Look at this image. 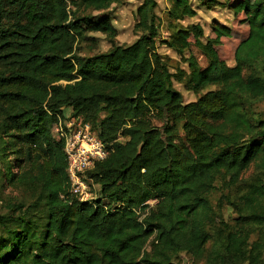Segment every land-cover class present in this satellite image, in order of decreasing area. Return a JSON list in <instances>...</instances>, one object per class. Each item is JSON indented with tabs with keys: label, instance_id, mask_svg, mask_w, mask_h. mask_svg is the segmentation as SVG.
Instances as JSON below:
<instances>
[{
	"label": "trees",
	"instance_id": "1",
	"mask_svg": "<svg viewBox=\"0 0 264 264\" xmlns=\"http://www.w3.org/2000/svg\"><path fill=\"white\" fill-rule=\"evenodd\" d=\"M119 1L0 0V197L6 185L34 196L0 212V264H173L181 253L202 257L209 239L205 264H264V121L247 108L264 98V0L235 6L250 31L234 65L216 48L228 26L205 41L202 25L182 23L197 14L192 0H168L163 43L181 55L195 45L208 61L175 71L158 52L157 0L138 6L146 30L136 40L80 53L89 32L117 35L110 17L80 7ZM175 81L201 95L185 102ZM66 108L110 149L86 171L98 185L96 205L70 193L54 131ZM253 162L255 174L242 178ZM225 174L233 221L209 199ZM200 208L220 218L210 232L191 223Z\"/></svg>",
	"mask_w": 264,
	"mask_h": 264
},
{
	"label": "rangeland",
	"instance_id": "2",
	"mask_svg": "<svg viewBox=\"0 0 264 264\" xmlns=\"http://www.w3.org/2000/svg\"><path fill=\"white\" fill-rule=\"evenodd\" d=\"M67 1L70 3L72 0ZM142 1L143 0H121L100 10L94 9L93 7L81 6L79 9L80 14L90 15L95 18L102 16L110 17L117 29V35L112 37L103 32H89L88 35L93 38H89L87 41L80 44V53L90 55L109 50L116 44H129L136 40L146 30L139 22V16L137 15V8ZM157 1L158 5L155 12L158 16V24H160L161 36V39L158 40V52L166 58L172 71H175L176 67L189 69L192 63H197L201 68H204L208 63L207 58L195 45H192L181 55L163 43V40L167 39L170 35L168 27V10L170 3L168 0ZM239 1L241 0H192V3L197 10V14L193 17H186L182 20L183 24L199 23L202 25L204 28L203 40L205 41L208 38L216 37V32L214 30L215 26L220 24L228 26L230 28V35L222 36L220 43L216 48L220 57L229 65H234L236 63V47L248 36L250 31L246 14L243 11L236 12L235 6ZM2 68L3 65L0 64V69ZM244 73L247 75L249 73V68H245ZM175 86L183 93L185 102L195 101L201 95L186 89L183 84L178 81H175ZM205 91H202L201 93H204ZM247 108L254 119L264 121V98L254 100L247 106ZM154 121L156 124H161V121L157 118H155ZM182 134L183 131H181V135ZM120 139L124 138L120 137ZM8 157L13 159L15 155L8 154ZM256 170V162H253L241 176L242 178L249 179L255 174ZM229 179L230 177L227 174L222 175L217 179L216 186L213 191H211L209 199L213 211L216 213L221 212L226 220L233 221V218L237 216V212L234 207L228 203L229 198H227V196L234 194L235 188L229 186ZM91 187L95 191L98 185L93 184ZM1 195L0 212L7 211L9 205L12 207L18 205L22 201H27L29 203L34 197L31 190L27 189L25 186L17 187L13 185H6ZM147 214V211L142 214L141 219L144 220ZM219 221V216H215L214 213H211L204 208H200L191 217V223L193 226L197 224L200 229H207L209 232L212 230V227H215L219 223ZM254 237H256V234L253 235V238ZM212 243L213 240L209 239L202 257L195 259L186 253H181L179 257L175 258L173 264H205L206 254L210 250ZM149 248L150 244L148 243L145 250H149ZM244 264H248V262L246 261Z\"/></svg>",
	"mask_w": 264,
	"mask_h": 264
},
{
	"label": "built area",
	"instance_id": "3",
	"mask_svg": "<svg viewBox=\"0 0 264 264\" xmlns=\"http://www.w3.org/2000/svg\"><path fill=\"white\" fill-rule=\"evenodd\" d=\"M54 131L63 139L64 150L67 156V174L70 180V193L82 201L98 204L95 191L87 178L86 171L94 166L96 161L102 160L109 154V147L99 137L96 129L80 116L64 112L59 116ZM155 199L146 203L152 205ZM105 209L109 205L101 202ZM139 212V209L137 210Z\"/></svg>",
	"mask_w": 264,
	"mask_h": 264
},
{
	"label": "crops",
	"instance_id": "4",
	"mask_svg": "<svg viewBox=\"0 0 264 264\" xmlns=\"http://www.w3.org/2000/svg\"><path fill=\"white\" fill-rule=\"evenodd\" d=\"M68 111H70V108H66L64 112H68Z\"/></svg>",
	"mask_w": 264,
	"mask_h": 264
}]
</instances>
